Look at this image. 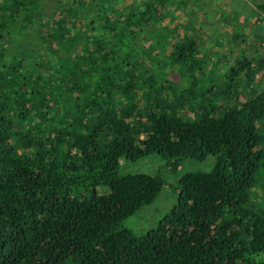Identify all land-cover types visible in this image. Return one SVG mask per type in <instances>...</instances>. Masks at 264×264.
Returning <instances> with one entry per match:
<instances>
[{"label":"trees","instance_id":"1","mask_svg":"<svg viewBox=\"0 0 264 264\" xmlns=\"http://www.w3.org/2000/svg\"><path fill=\"white\" fill-rule=\"evenodd\" d=\"M141 5L117 18L100 0H0V264H264V57L248 40L264 35L234 30L230 54L244 57L222 64L186 34L184 3ZM166 20L184 33L171 53L144 48ZM9 40L33 44V63ZM169 62L185 67L177 79ZM152 155L155 174L126 172ZM210 158L146 233L164 170Z\"/></svg>","mask_w":264,"mask_h":264},{"label":"rangeland","instance_id":"2","mask_svg":"<svg viewBox=\"0 0 264 264\" xmlns=\"http://www.w3.org/2000/svg\"><path fill=\"white\" fill-rule=\"evenodd\" d=\"M83 1V0H82ZM101 3L109 9L111 14H114L115 17H120L121 13L124 9V7H127L130 12H140L143 10L142 3L144 1L152 2L154 0H100ZM157 1V0H155ZM179 3H184L183 11L177 12L178 21L181 22L182 20L187 21L191 23L192 25H195V28L191 31L186 32V34L189 36L191 34H198L201 33L203 36L200 38L201 45H200V53L201 54H210L211 57L217 58L219 57L221 60V63H225L227 60L235 59L238 54L242 55L244 57L243 49H245L241 45H237L234 49L233 53L231 52V46L229 40L231 41V38L233 37L232 32L234 30L241 32L242 34L246 35H253L254 37L257 36L258 33L264 35V0H175ZM126 11H123L125 13ZM189 15V18L187 16ZM201 24V28L200 25ZM262 25V29L259 31L256 30V25ZM163 25H168V29L166 31H163L160 37H151L149 32L144 29L143 34L140 35L142 39L145 37V39L142 41V45L144 48H149L152 46L153 41L156 40H166L168 43L165 45H159L157 49L159 52H163L166 49V53H171V45L170 42L173 43L175 41H180V39L184 36V33H181L178 31L179 35H176L174 33L173 25L169 23V21H165ZM190 25V24H189ZM152 28L150 31L155 34L159 32V27L156 26L155 23L151 24ZM232 34V36H231ZM250 44L254 45L255 47L251 50L254 52H258V56L264 57V43L261 44L259 47V43H253L252 39H248ZM169 44V45H168ZM7 47L13 46L14 51L19 55L20 59L23 61H30L33 63L35 46L26 42H23L22 44H14L13 40H9V42L6 45ZM79 48L82 47L81 44L78 45ZM74 46H72L70 49H72ZM207 50H211L207 52ZM162 60L164 57L161 58ZM44 60L42 61V64H39L37 66H40L43 70V73L45 75H53L51 67H44L43 65ZM3 63L2 60H0V65ZM149 64V63H148ZM168 71H171V74L174 78L177 79V77L180 75V71L182 70L181 66H178L174 69L172 67L174 66V62H169L168 64ZM205 69L207 72H209V66L205 65ZM14 71L13 67L10 68L9 72ZM264 72V68L261 70L260 73ZM259 73V76L261 75ZM247 84L243 82L242 89L246 87ZM55 88V87H54ZM237 97L238 103H243L245 101V95L244 92H240L239 95H235ZM216 101V100H215ZM180 110V115L184 119H190L194 118V113L187 108L186 110ZM73 120L76 122L77 126L80 125L81 121L79 117L74 113ZM38 121V115H35V123ZM40 124V123H38ZM37 124V125H38ZM78 138V136H75ZM11 141V140H10ZM12 144L15 143V141H11ZM142 144V143H141ZM140 144V145H141ZM212 161L213 159L210 158L206 161V163H198L197 161H185L182 166L180 167L178 172L172 171L170 168L164 170L163 176L165 178V185L162 193L158 197L155 203L152 204V206L148 209L149 211L155 212V216L152 219L151 222L145 221L143 222L142 229L147 233L150 231V229L155 228L158 222L162 221L168 211H170L171 206H173L174 203H176L177 199V191L175 192V188L178 186V179L184 175L185 173H188L190 171H209L212 168ZM124 162V161H123ZM135 164H130V168L126 170H132V171H126V172H132V173H141L145 172L146 174L153 175L157 171H159L160 167L163 166L164 160L160 159L156 155H152L150 157V160L148 161H137L134 162ZM123 165V164H122ZM126 168V167H125ZM175 186V187H174ZM174 187V188H173ZM110 193V191L108 192ZM131 221V219H129ZM130 221H126L125 225L130 228L133 231H137V225L131 224Z\"/></svg>","mask_w":264,"mask_h":264},{"label":"clouds","instance_id":"3","mask_svg":"<svg viewBox=\"0 0 264 264\" xmlns=\"http://www.w3.org/2000/svg\"><path fill=\"white\" fill-rule=\"evenodd\" d=\"M182 69H185V67H183ZM243 103H244V101H243ZM240 104V103H239ZM242 104V103H241ZM187 109V108H186ZM186 109H182L183 111L184 110H186ZM189 112H190V109L188 110ZM177 113H179V115H180V110H178V112ZM191 113V112H190ZM193 113V112H192ZM194 118H195V115H194ZM194 118H190L191 120H193ZM124 161V160H123ZM123 161H121V163H123L124 164V162ZM259 261L261 262V261H263V260H261V257H259Z\"/></svg>","mask_w":264,"mask_h":264}]
</instances>
